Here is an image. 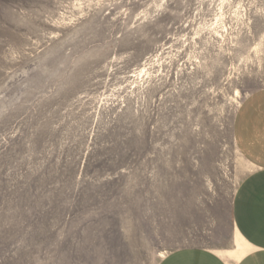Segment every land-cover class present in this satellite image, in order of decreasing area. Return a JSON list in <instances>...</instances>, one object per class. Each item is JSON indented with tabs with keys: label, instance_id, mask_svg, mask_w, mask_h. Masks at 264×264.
<instances>
[{
	"label": "rangeland",
	"instance_id": "1",
	"mask_svg": "<svg viewBox=\"0 0 264 264\" xmlns=\"http://www.w3.org/2000/svg\"><path fill=\"white\" fill-rule=\"evenodd\" d=\"M261 88L264 0H0V264L236 261Z\"/></svg>",
	"mask_w": 264,
	"mask_h": 264
},
{
	"label": "crops",
	"instance_id": "2",
	"mask_svg": "<svg viewBox=\"0 0 264 264\" xmlns=\"http://www.w3.org/2000/svg\"><path fill=\"white\" fill-rule=\"evenodd\" d=\"M239 150L251 163L232 202V220L246 250L236 261L203 246L175 249L159 264H264V88L247 96L234 119Z\"/></svg>",
	"mask_w": 264,
	"mask_h": 264
},
{
	"label": "bare ground",
	"instance_id": "3",
	"mask_svg": "<svg viewBox=\"0 0 264 264\" xmlns=\"http://www.w3.org/2000/svg\"><path fill=\"white\" fill-rule=\"evenodd\" d=\"M162 256H164V254Z\"/></svg>",
	"mask_w": 264,
	"mask_h": 264
}]
</instances>
